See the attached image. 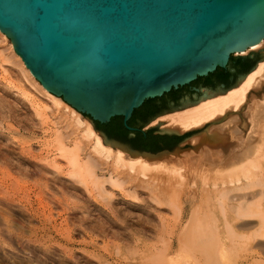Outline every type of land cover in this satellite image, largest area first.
Segmentation results:
<instances>
[{"label":"water","instance_id":"water-1","mask_svg":"<svg viewBox=\"0 0 264 264\" xmlns=\"http://www.w3.org/2000/svg\"><path fill=\"white\" fill-rule=\"evenodd\" d=\"M0 32L104 139L163 157L189 133L140 128L239 85L264 59L238 55L264 39V0H0Z\"/></svg>","mask_w":264,"mask_h":264},{"label":"bare ground","instance_id":"bare-ground-1","mask_svg":"<svg viewBox=\"0 0 264 264\" xmlns=\"http://www.w3.org/2000/svg\"><path fill=\"white\" fill-rule=\"evenodd\" d=\"M261 45H264V39L238 55L258 51ZM0 48V58H3L1 62L9 64L18 79L24 82L20 83L29 87L34 94L32 96L26 93V88L23 89L21 84L19 88L18 85L16 87L27 97V101L29 99L32 109L28 116L32 121L30 133L33 136L37 133L41 135L39 139L43 140L42 146L45 147V151L44 148L42 150L46 152V156L36 157L33 146L31 148L22 144L24 147H19L20 155L25 159L44 160V164L47 162L46 167H53L54 172L59 171L57 175H65L70 179L68 185L71 189L82 187L80 192L83 193L84 190V194L92 198H87L88 201L95 202H91L92 204H101L98 198L101 199L103 204L99 205L101 209H98L110 218L92 222L90 226L88 224L91 236L99 234L105 236V239L111 236L124 243V247L133 246V258L120 255L114 264H180L185 252L205 255L209 264H226L223 261L226 254L240 251L241 248L246 249L248 244L251 245L250 248L255 249H252L254 253L251 263L264 262V104L254 103L249 112L245 113L253 125L248 135L246 121L239 118L240 116L235 117L234 114L242 109L245 103H249L252 89L264 85V59L245 75L239 86L227 90L223 95L205 99L182 111L161 117L166 122L164 128L183 132L206 129L202 134L195 136L196 138L191 139L189 135L191 140L189 139L188 143L194 144L193 150H183L187 143L175 154L147 157L108 142L93 129L82 114L68 106L61 98L44 90L26 69L20 57L14 53L8 39L1 32ZM7 99L9 102L10 98ZM8 102L5 103L11 104ZM232 115L234 117L230 119L228 126L223 125ZM25 118L27 121V117H24V120ZM38 137L36 135L33 138ZM212 139L213 144L210 143ZM36 163L32 165L35 172L45 169L44 164L41 166ZM18 164L20 166L21 163ZM45 170L47 172V169ZM108 187L121 190L127 199L143 202H140L143 205L134 206L143 211L138 213L140 209L132 208L133 204L130 202L121 205ZM142 191H145L143 194L147 192L149 199L156 203L153 210L146 206L148 201ZM168 208L181 215V220L177 225L178 230L173 229L168 239H165L163 236L169 229L166 226V213L170 212ZM89 212L87 213L91 215ZM133 219L137 220L136 224ZM185 220L187 224L183 227ZM153 240L166 242H149ZM106 244L108 245V241ZM118 244L119 246L115 245L120 253L124 248L120 246L121 243ZM112 248L114 251L115 247ZM128 253L130 255L127 251ZM109 254L110 258L115 257L110 251ZM109 257L103 262L111 264ZM181 264L196 263L190 261Z\"/></svg>","mask_w":264,"mask_h":264},{"label":"rangeland","instance_id":"rangeland-1","mask_svg":"<svg viewBox=\"0 0 264 264\" xmlns=\"http://www.w3.org/2000/svg\"><path fill=\"white\" fill-rule=\"evenodd\" d=\"M258 49H260L258 50L259 52L264 53V45H261V47H259ZM258 51H254L253 53H257ZM1 58H0V83H1L0 95L3 100L0 99V264H88V263L101 264L100 260L102 258L103 259L101 260V262H103L104 259H108L107 257L110 256L109 251L110 253H113V255L115 254V257H117L116 259H114L115 258L114 256L113 258L109 257L110 258L109 263L111 264H114L115 260H118L120 255L121 256L125 255L126 258H133L134 255L131 254V252L133 253L132 250L133 246L124 247L123 246L124 243L122 244V242L113 239L111 236H109V238L111 239L110 240L109 238L105 239L106 238L105 236L99 234L98 235L95 234L91 236V233H89L88 224L90 226L92 222H100L110 218L107 214H105V212L103 214L102 211H99V209H101L100 208L101 204H103V202L100 201L101 200L100 198L98 199L99 202H101V204H92L95 202L90 200L88 201L90 197L88 198V195L86 193L84 194V190L83 193L80 192V190H82V187H79L78 188L79 190L71 189L70 186L68 185L69 184L68 181L70 179L66 178L65 175H60V176L57 175L59 171L55 170L58 173L54 172V170H52L53 167L51 169V167L47 165L48 167L47 168L45 166L47 162L44 164L43 162L44 160L43 161L39 160L40 161L39 162L38 159L37 161L32 158L25 159L22 158V156L20 155V150H21L20 148L24 146H31V148L33 146L32 149L36 157L40 155L46 156L45 155L46 152H44L45 147L42 146L43 140L39 139L41 138L40 137L41 135L39 133L35 134L34 136L37 135L39 137L38 139H34L33 138L34 136L30 133L31 132L30 128L32 127L31 126L32 121L29 119L28 116L30 115L29 112L32 111V109H31V104H29L28 102L29 99L27 101L26 100L27 97L23 96L21 91H19L16 87L18 85L19 88L20 86L19 84H21L23 89L26 88L25 89L26 93H29L32 96L34 94L32 91H30L31 89L29 87L27 86L25 87V84H23L24 86L22 85V83L24 82L18 79V77L16 76V74L14 73L13 69L10 67L9 64L2 63L3 61L1 60ZM6 69L7 71L8 70L9 71L7 72ZM15 76L17 77V79L15 78ZM10 83H14V84H10ZM5 90L9 92L5 93ZM9 93H11V95ZM30 95L29 97H31ZM6 97L12 100V102L9 100L11 104L7 105V103H5L8 102V99ZM254 103L264 104V85H262L258 89H252L250 92L249 103H245L242 106L243 107L242 109H239L238 111H236V113H234L235 117L240 116L239 118H242L243 120L246 121L247 135L253 128V125L250 122V119L248 120L249 117L245 116V113L249 112L250 108H252ZM165 115H162L161 117ZM81 116L90 123V121L87 118H85L83 115ZM24 117H27V121L26 118L24 120ZM161 117L157 118L152 123V125H155L157 122L164 121L161 119ZM233 117H234L233 115L229 116L227 120L223 123V125L229 124L230 119H232ZM144 126L141 127L143 131L146 130ZM164 127H165L164 124L158 126L159 129H163ZM93 129L95 130L94 127ZM204 130L206 129L204 128V129L190 130L188 132L192 139L202 134ZM31 135L33 137H31ZM210 143L211 144L214 143L213 139L210 141ZM193 147L194 144L188 143L183 148V150H193L194 149ZM17 153L19 155H17ZM19 162L21 163L20 166H18ZM59 162L61 163L62 161L60 160ZM34 163L41 166L44 164L43 166L45 167V169H47V172H45L46 171L45 169H43V171L37 170V172H35L33 169L34 167L32 166ZM63 163L64 162H62L61 164L64 165ZM54 169L56 168L54 167ZM57 176H59L58 179L56 178ZM108 190L110 191L112 190L111 192L114 193V196L115 195L117 196V197L115 196V198L116 200H118V202H121V205H123V203L125 202L127 203L130 202V204H133L132 208H135L136 210L140 209L139 211H137L138 213H141V211H143V209L139 207L138 209L134 207L138 205H143L141 204L143 202L140 201L141 202L140 203L137 201H133L131 198L127 199V197L125 196L126 194L123 193L124 195L123 196L122 191L118 190L115 187L109 188ZM139 191H141V189H139ZM143 192L145 191H142V194ZM146 193L143 194L144 198H146L148 204H150L151 202L150 204L151 206L148 204L146 206H149V209L153 210V208L156 206V203L151 199H149V195H147ZM95 205L96 206L100 205V206L94 207ZM93 207L94 209L97 208L96 211L93 209ZM171 209L172 208L170 209L168 208L170 212L166 213V216L168 218L166 226H168L169 229L165 234V236H163V238L165 239H168V235L173 229L178 230L177 225H179V222L181 220L180 219L181 215L175 213L173 209L171 211ZM91 210L95 213V215L93 212H91ZM86 211L87 212L90 211L89 213L91 215H89ZM93 218H95L96 221ZM132 221L134 224H136L137 222L136 219H133ZM186 224H187V220H185L182 226L184 227ZM92 240H94V242ZM107 241H108V245L106 244ZM149 242L155 243L156 241L153 240ZM118 243H121L120 246H123L124 248V251L123 249H121L122 254L121 252L119 253L118 249L116 248V245L119 246ZM156 243L163 244L160 240ZM112 246L115 247L114 251L111 250L113 249ZM245 247L247 248L246 249L243 248L244 250L241 248L240 251L237 250L236 252L233 253L230 252L226 254V256L223 258V261L226 264H252L251 259L253 260L252 255L255 249L250 248L251 245L249 244ZM104 248L107 249L105 250ZM127 251L130 252V255L129 253L127 254ZM190 261L196 264H209V260L207 256L202 254H197L195 252H185V254H183L182 256L180 264L184 262L190 263ZM102 264H108V263L103 262ZM262 264H264L263 261Z\"/></svg>","mask_w":264,"mask_h":264},{"label":"flooded vegetation","instance_id":"flooded-vegetation-1","mask_svg":"<svg viewBox=\"0 0 264 264\" xmlns=\"http://www.w3.org/2000/svg\"><path fill=\"white\" fill-rule=\"evenodd\" d=\"M162 115H165V114H162ZM162 115L155 117L153 120L149 121L144 127H147L152 121L156 120L157 118L161 117ZM140 130H142V128H140Z\"/></svg>","mask_w":264,"mask_h":264},{"label":"crops","instance_id":"crops-1","mask_svg":"<svg viewBox=\"0 0 264 264\" xmlns=\"http://www.w3.org/2000/svg\"><path fill=\"white\" fill-rule=\"evenodd\" d=\"M154 121H155V120H154ZM154 121H152L147 127H145V129H147V128H149V127H152V126H153L152 123H153Z\"/></svg>","mask_w":264,"mask_h":264}]
</instances>
